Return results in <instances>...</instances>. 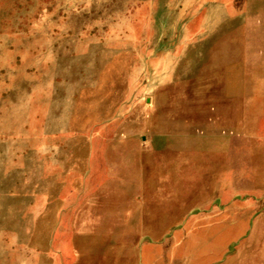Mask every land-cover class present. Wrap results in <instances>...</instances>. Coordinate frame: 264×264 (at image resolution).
Wrapping results in <instances>:
<instances>
[{"label": "rangeland", "instance_id": "1", "mask_svg": "<svg viewBox=\"0 0 264 264\" xmlns=\"http://www.w3.org/2000/svg\"><path fill=\"white\" fill-rule=\"evenodd\" d=\"M228 262L264 264V0H0V264Z\"/></svg>", "mask_w": 264, "mask_h": 264}, {"label": "crops", "instance_id": "2", "mask_svg": "<svg viewBox=\"0 0 264 264\" xmlns=\"http://www.w3.org/2000/svg\"><path fill=\"white\" fill-rule=\"evenodd\" d=\"M79 152H73L72 157H78ZM78 161H73L72 164L67 165L60 164L56 166L54 170H51L49 174L43 179L45 184H40L38 191L39 198V221L45 223L47 232L46 237L52 236L54 233L63 231L66 221V214L70 212L74 206L70 200L71 193L74 195H80L84 190V184L82 182L83 175L90 173V170L95 169L94 162L91 161L89 168L81 167ZM73 175L71 180V187L69 180L65 175ZM89 175V174H88ZM70 188V189H69ZM65 189H69L65 192ZM70 222V220H68ZM71 221H74L71 219ZM67 224V228H68ZM70 227V226H69ZM69 230V228L67 229ZM226 264H233L228 262Z\"/></svg>", "mask_w": 264, "mask_h": 264}, {"label": "bare ground", "instance_id": "3", "mask_svg": "<svg viewBox=\"0 0 264 264\" xmlns=\"http://www.w3.org/2000/svg\"><path fill=\"white\" fill-rule=\"evenodd\" d=\"M120 167V166H119ZM94 230V229H93ZM88 233V232H87ZM151 257V256H150ZM162 258V257H161ZM151 259V258H150ZM153 261V260H152ZM155 261H157V260H155ZM158 262V261H157Z\"/></svg>", "mask_w": 264, "mask_h": 264}]
</instances>
